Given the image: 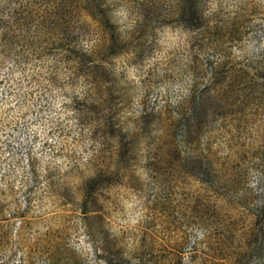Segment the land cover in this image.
Here are the masks:
<instances>
[{
  "label": "rangeland",
  "instance_id": "374dc122",
  "mask_svg": "<svg viewBox=\"0 0 264 264\" xmlns=\"http://www.w3.org/2000/svg\"><path fill=\"white\" fill-rule=\"evenodd\" d=\"M182 1L155 3L175 17ZM196 2L209 26L235 17L220 40L228 59L264 72V0ZM94 6L109 10L121 49ZM145 12L141 0H0V264L264 261L251 254L263 251L264 82L240 78L242 118L228 111L179 149L174 110L213 70L191 65L196 33L154 28ZM186 155L209 160L211 177L183 167ZM99 175L111 183L85 210Z\"/></svg>",
  "mask_w": 264,
  "mask_h": 264
},
{
  "label": "trees",
  "instance_id": "16d2710c",
  "mask_svg": "<svg viewBox=\"0 0 264 264\" xmlns=\"http://www.w3.org/2000/svg\"><path fill=\"white\" fill-rule=\"evenodd\" d=\"M141 1L143 6L146 8V14L144 16L145 24L157 20V23L153 26L154 28L160 25H171L174 28L180 27L184 29L185 32L193 31L196 33L200 50L198 52L195 51L192 54L193 59L191 61V65L193 67L197 66L196 68H202L206 66L209 68V70H213L210 80L204 85H195L191 96L185 98L186 101L184 104H181L180 106L178 105L174 110L180 114L179 119L177 120V128L175 130V138L178 141V148L187 149L196 138L193 129L197 131V129H200L207 122L210 123L216 119L218 120L213 123V126L220 124L227 117V113H229L228 111H231L239 118H242L241 108L243 107V103L240 100L243 99L245 92L237 87L238 80L240 78H245L250 82L257 81L263 83L264 72L259 69V64H256V67H252L250 65L254 61L247 63L246 66H238L228 59L224 49L226 45H221L220 40L224 39L225 37V43L228 44L229 40L233 39L231 32V30H233L231 27V22L235 19V17L226 21L222 26H209L207 21L200 15V7L196 2L197 0H183L181 7H179V15L175 17L165 14L160 5L155 3V0H150V2L147 1L145 3L144 0ZM94 8L96 10V14L103 20L104 25L110 31V36L113 42L111 52L121 49V46L116 40V34L114 33L115 25L109 16V10L106 12L99 7L94 6ZM149 25L141 24V28L143 31H145ZM260 29L263 31L262 28ZM62 32L66 39V36L69 35V28L64 27ZM202 41L203 44L201 45L200 43ZM72 50L76 52L77 58L82 57V59L85 60V56H81L79 50H77L76 47H72ZM263 90L264 85L262 86V91ZM153 117L154 116L152 113L149 115L146 114L143 117L145 128L149 129L152 127L154 122ZM127 140V135L122 134L121 143L123 146L121 158L123 159L128 157L126 150H123L126 147ZM183 163V167L191 171V174H196L197 176L203 178L211 177L212 164L209 160L186 155ZM108 183H111V178L102 177L100 175L89 179L85 184V198L82 208L87 210L88 205L95 203L96 198L93 199L94 193L98 191L101 186H105ZM92 222L93 226L90 228L93 235H95V237H103V242H106V248L110 250L111 255L114 254L112 247L115 245V243H108V233H105V231L102 230V227L97 225V222ZM253 243H255L254 247L261 245L263 251L252 252L251 254L256 258H263L264 231H262L261 234L253 239ZM100 257L102 256L100 255ZM124 262V259L113 260L109 257L107 258L108 264H124ZM141 264L147 263L143 262ZM262 264H264V261Z\"/></svg>",
  "mask_w": 264,
  "mask_h": 264
}]
</instances>
